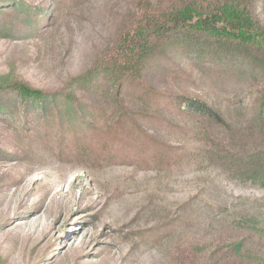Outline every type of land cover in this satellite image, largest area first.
Wrapping results in <instances>:
<instances>
[{
	"label": "rangeland",
	"instance_id": "obj_1",
	"mask_svg": "<svg viewBox=\"0 0 264 264\" xmlns=\"http://www.w3.org/2000/svg\"><path fill=\"white\" fill-rule=\"evenodd\" d=\"M172 1L0 0V80L67 91L73 78L107 58L144 9ZM256 9L264 24V1ZM8 24L16 32L7 34ZM188 60L173 53L165 66L159 59L133 89L199 98L232 124H246L255 89L237 96ZM102 85L98 93L77 90L82 110L100 116H84L95 122L94 133H67L65 113L42 128L35 108L28 122L22 108L17 119L0 113V264H264V185L206 162L149 161L154 144L131 145L134 137L123 135L131 123L118 121L138 103ZM151 121L140 119L141 135L175 148L188 143ZM188 144L197 147L194 139Z\"/></svg>",
	"mask_w": 264,
	"mask_h": 264
},
{
	"label": "trees",
	"instance_id": "obj_2",
	"mask_svg": "<svg viewBox=\"0 0 264 264\" xmlns=\"http://www.w3.org/2000/svg\"><path fill=\"white\" fill-rule=\"evenodd\" d=\"M262 1L173 0L159 9H144L121 30L107 58L73 78L67 91L50 93L0 80V113L17 119L22 108L28 122L35 108L36 117L42 120L40 128L51 124L53 114L65 113L68 124L62 126L67 133L88 134L95 130V122L86 123L84 116L96 122L100 116L93 109L82 110L77 90L86 87L98 93L106 82L122 101L130 97L138 103L137 111H127L118 121L131 123L132 129L123 134L134 137L131 145L154 144L146 156L149 161L158 165H171L180 159L206 162L234 179L264 185V24L256 9ZM21 9L33 16L39 14L26 6ZM6 32L10 35L16 29L8 24ZM173 53L189 59L215 83L229 84L237 96L255 89L256 102L246 124H232L223 111L199 98L166 96L148 86L133 89L159 65V59L168 65ZM143 118L152 119L156 127L163 126L162 132L170 136L182 133L184 142L194 139L197 147L186 143L175 148L158 142L153 135H141L139 122ZM234 248L238 256L244 255L242 244Z\"/></svg>",
	"mask_w": 264,
	"mask_h": 264
}]
</instances>
